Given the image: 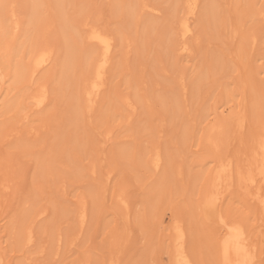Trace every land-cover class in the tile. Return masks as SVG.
Instances as JSON below:
<instances>
[{"label": "rangeland", "instance_id": "374dc122", "mask_svg": "<svg viewBox=\"0 0 264 264\" xmlns=\"http://www.w3.org/2000/svg\"><path fill=\"white\" fill-rule=\"evenodd\" d=\"M34 1L38 21L32 22ZM186 1L0 2L6 36L13 11L28 27L24 43L11 50V70L5 69L12 80L0 92V255L6 264H172L175 224L183 227L195 264H222L221 216L243 224L254 264H264V206L255 197L264 198L263 181L256 177L249 197L237 174L220 185L215 178L228 160L247 176L264 136V0H209L207 13L202 7L209 1L199 0L194 14ZM183 17L193 29L185 39L178 35ZM91 27L114 36L117 50L89 118L80 86L98 51L86 37ZM43 46L54 50V60L31 75L32 51ZM40 82L49 86V98L37 108L32 96ZM128 95L137 114L127 122ZM156 147L160 172L149 161ZM105 172L111 178L104 192ZM218 188L221 200L206 208L205 198ZM83 197L90 217L82 234L77 212ZM43 207L46 216L38 217L27 249L23 229Z\"/></svg>", "mask_w": 264, "mask_h": 264}, {"label": "bare ground", "instance_id": "6f19581e", "mask_svg": "<svg viewBox=\"0 0 264 264\" xmlns=\"http://www.w3.org/2000/svg\"><path fill=\"white\" fill-rule=\"evenodd\" d=\"M1 1L2 0H0V2ZM211 2L209 1L207 4H205V3L203 4L204 7H202V8H203L205 13H207V11H209V10H211L213 8V3H211ZM0 5H1V3H0ZM40 6H42V5H40ZM6 7H7V5H6ZM186 7L188 8V14H194L195 11L197 12V9L199 7V0H187L186 1ZM0 8H1V6H0ZM29 8L31 10V16H29L28 20L31 19L32 22L33 21L34 22L38 21L37 12L39 10V6H37L36 2L34 1L32 6L29 7ZM185 11L186 10H184V12ZM29 14L30 13H28V15ZM0 17H1V15H0ZM188 17H190V15ZM22 19H23V17H22ZM22 19L18 18V15L16 14V12L13 11V13L11 14V17H10V20L12 21L11 22L12 23L11 30L8 29V31L9 30L12 31L10 37L8 35L7 36L5 35V33H6V30L4 32L5 26H4L3 22L0 21V35H1V38H0V53L1 52H3V53L6 52L7 55L9 54L8 55L9 57L6 56V59L9 58V59H7V61L6 60L5 61L4 60L1 61V59H0V92L3 89V85L6 84L9 79L12 80V78H10V76H9V72L6 70L7 68L5 69V66H6V67L9 68V71L11 70L10 67L12 65L10 66V64H12V61L14 60L13 59L14 56H12L13 54H12L11 50L14 49V48L16 49V47H18L17 46L18 43L20 41H22L21 38H23L24 35H26V29H28V27L27 28L25 27L26 24H24V22H23V20H25V19H23V20ZM189 20H190L189 18H184V17L180 20L179 28H178V30H179L178 35L182 39H185L186 37H188L193 32V29L191 27V24H190ZM27 22H25V23H27ZM95 25H97V24H95ZM94 27H91L90 30H87L89 32L87 33L86 37H87V39L89 38V40L93 41V43H95L98 46V51L96 53L94 52L95 54L93 56H91V59H90V67L92 66V72H91L90 76L88 78H86L88 76V75H86L85 81L80 86V93H81L82 98L86 102V105H85L86 109L85 110L87 111V114H88L89 118H92L93 113L95 112V106L94 105H95V103L97 102L98 98L100 97L101 93L104 90V87H105V84H106V79H107L106 78L107 77V72H108V69L110 67L111 60H112V57H113V55L115 53V50H117V49H115L116 48L115 37L112 36L111 34H109L108 32H103L102 30H99V29H93ZM6 34H10V32L6 33ZM231 34H232L233 37H236L237 34H238V30L234 29ZM252 39H253L252 43L254 44L255 38L253 37ZM22 43H24V42L22 41ZM182 47L186 48V43H184L181 46V48ZM3 53H2V57H4V55L6 54L5 53L3 55ZM54 55H55L54 54V50H52L50 48H47V47H44V46L43 47H36L32 51V55H31V58H30V67H32L31 68L32 69L31 70V75H35V73L38 70H41V69L44 70L47 67H49L52 64L53 60H54ZM3 69L6 70V71H4ZM142 72H143V70H142ZM7 78H8V80H7ZM82 81H83V79H82ZM11 84H13V82ZM181 88H180V91H181ZM38 89H39V93L35 94V96H32V102L35 104V106L37 108L38 107L40 108V107L44 106L47 103V101H48V98H49V86L46 84V82H40ZM144 90H146V89H144ZM144 92H146V91H144ZM7 94L10 95V91ZM124 98H123L124 99V105L126 106V109L128 111V113L125 114L126 115L125 116V120L128 122L129 119L133 115L137 114L136 113L137 110L135 108V104L132 102V98L129 95L128 96H124ZM103 99L105 100V97H103ZM11 100H12L11 97H8L6 99L5 102H6V107L7 108H9L11 106V103H12ZM241 100H243V103H245L246 102L245 96ZM144 102H146V101H144ZM244 105L245 104H243L242 108H244ZM151 111H153V110H151ZM244 117H245V114L241 118H239L240 121L238 122V124L241 127L245 125V120H244L245 118ZM130 124H131V122H130ZM110 131L111 130H109V132ZM152 154H153L152 158H149L150 159L149 161H151L150 162L151 167H152V169L155 172H160L161 168L163 166V162H162L163 159H162V154H161L160 150L158 149V147L155 148V150H154V152ZM252 156H253L252 162H251L252 165L249 164L250 167L248 168V171H247L248 175L247 176H245L243 174V171L240 168L235 170L234 163H233L232 160L224 161V162H221L220 164L218 163L219 165L217 166V170L215 171L216 172L215 175H217V177L214 176L217 179V181H216L215 178H214V180L216 181V185H220L224 181V178H223L224 176L226 178H229V180H230L232 178L235 179V174H237V180H238L239 187L243 188L244 192H246V194L249 197L254 196L253 193H252L251 186H252V184L255 181H257L258 178H256V177L259 176V178L263 181V184H264V136L254 146L253 155ZM91 172L92 173L96 172L95 166H92ZM104 176H105V178H104V189L103 190L105 192L107 190L106 188L108 187V183H109L110 178H111L110 177V172H105ZM3 181H5V179ZM232 182L234 183V181H232ZM233 183H232V186H233ZM212 184H214V186H215V183H212ZM226 188H227V186H226ZM221 196H220V189L219 188H218V192H215V193L213 192V193L209 194L204 200L206 208H215L217 206L219 200H221ZM87 197L89 198V196H87ZM117 197H118V199L120 198L119 203L121 204V206L123 208L127 209V207H128L127 206V198H125V196H124V191L120 190L118 192V194H117ZM255 197L257 199H259L262 202L263 206H264V198H262V194H260V192H257ZM44 208L45 207H43V209H40L36 213V215L34 214V216H35V217H33L34 219L31 221V223L29 222V225L28 226L26 225V227H24V229H23V232H22L23 237H24V242L23 243H24V246L27 249L30 248L35 242V231H36L35 230V224L38 221H40L38 217H43L44 215L46 216L47 211H46V208L45 209ZM202 208H204V206ZM89 213H90V208L88 207L87 201L83 197L79 201L78 212H77V221H78V225H79V229H78L79 233L80 232L82 233V231L85 230L86 224L89 223V221H88L89 220L88 217H90ZM44 219H45V217L42 218V220H41L42 223H43ZM221 223H222V229L224 230L223 236H222V238L220 240V246H219L220 257H221L222 264H254L255 256L253 254V250H252V248L250 246V243H249L250 239H248V235H247V232H246L245 228L243 227V224L242 225L236 224V223L235 224H230V223L226 222L223 219L222 216H221ZM43 227L45 228V226H43ZM175 230H176V237H175L176 239H175V245H174L173 263L172 264H195V262H194V260L192 258V255H190V253L188 252L187 247H186V236H185V232H184L183 227L181 225L175 224ZM42 231H44V230H42ZM75 235H76V232H75ZM75 239H76V236H75V238H71L70 239V244L73 245V243H75L74 242ZM40 241H42V240H40ZM56 241H57V245L59 247L60 246V242L62 241L60 232L58 233ZM42 247H43V244H42ZM58 247H57V249H59ZM3 258H4V256L2 257L0 255V264H6V262L4 261ZM87 261H90V260H87ZM82 264H84V263H82Z\"/></svg>", "mask_w": 264, "mask_h": 264}]
</instances>
